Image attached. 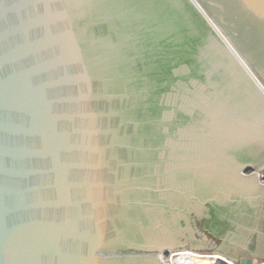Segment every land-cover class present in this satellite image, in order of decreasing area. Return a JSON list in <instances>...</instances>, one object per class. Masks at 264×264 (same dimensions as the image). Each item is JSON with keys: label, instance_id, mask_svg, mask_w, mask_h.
<instances>
[{"label": "water", "instance_id": "95a60500", "mask_svg": "<svg viewBox=\"0 0 264 264\" xmlns=\"http://www.w3.org/2000/svg\"><path fill=\"white\" fill-rule=\"evenodd\" d=\"M262 167L264 0H0V264L264 260Z\"/></svg>", "mask_w": 264, "mask_h": 264}, {"label": "bare ground", "instance_id": "6f19581e", "mask_svg": "<svg viewBox=\"0 0 264 264\" xmlns=\"http://www.w3.org/2000/svg\"><path fill=\"white\" fill-rule=\"evenodd\" d=\"M217 258L218 256L211 255V253L209 255L181 250L173 252L168 258V261L171 264H216ZM227 263L231 262L227 261ZM253 263H255V260H253Z\"/></svg>", "mask_w": 264, "mask_h": 264}, {"label": "built area", "instance_id": "2783aa9c", "mask_svg": "<svg viewBox=\"0 0 264 264\" xmlns=\"http://www.w3.org/2000/svg\"><path fill=\"white\" fill-rule=\"evenodd\" d=\"M253 174L256 175V181H257L258 185L264 187V167H262L261 169H258V170H248L246 172V175H248V176H251ZM258 264H264V260H262L261 262H258Z\"/></svg>", "mask_w": 264, "mask_h": 264}, {"label": "rangeland", "instance_id": "374dc122", "mask_svg": "<svg viewBox=\"0 0 264 264\" xmlns=\"http://www.w3.org/2000/svg\"><path fill=\"white\" fill-rule=\"evenodd\" d=\"M181 250H186V249H180V251H181ZM178 251H179V250H178ZM173 252H175V251H173ZM173 252H172V253H173ZM172 253H171V254H172ZM198 253L209 254V255H210L211 252L208 251V252H198ZM171 254H167V255L165 256V258L168 259V258L170 257ZM211 255H212V254H211ZM254 260H255V263H258V262H261V261H262L260 258H258V259H257V258H254ZM260 260H261V261H260ZM255 263H253V264H255ZM217 264H218V262H217Z\"/></svg>", "mask_w": 264, "mask_h": 264}, {"label": "trees", "instance_id": "16d2710c", "mask_svg": "<svg viewBox=\"0 0 264 264\" xmlns=\"http://www.w3.org/2000/svg\"><path fill=\"white\" fill-rule=\"evenodd\" d=\"M218 264H225L224 262L219 261Z\"/></svg>", "mask_w": 264, "mask_h": 264}]
</instances>
